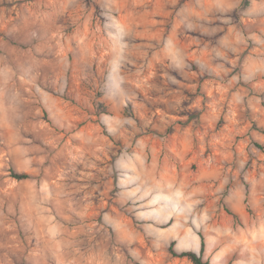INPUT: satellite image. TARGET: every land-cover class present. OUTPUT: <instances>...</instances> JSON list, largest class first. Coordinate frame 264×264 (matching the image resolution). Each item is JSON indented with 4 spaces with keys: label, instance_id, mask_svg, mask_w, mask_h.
Wrapping results in <instances>:
<instances>
[{
    "label": "rangeland",
    "instance_id": "1",
    "mask_svg": "<svg viewBox=\"0 0 264 264\" xmlns=\"http://www.w3.org/2000/svg\"><path fill=\"white\" fill-rule=\"evenodd\" d=\"M203 239L264 264V0H0V264Z\"/></svg>",
    "mask_w": 264,
    "mask_h": 264
},
{
    "label": "trees",
    "instance_id": "2",
    "mask_svg": "<svg viewBox=\"0 0 264 264\" xmlns=\"http://www.w3.org/2000/svg\"><path fill=\"white\" fill-rule=\"evenodd\" d=\"M12 176H14L17 179H27L30 177V174L27 172H12ZM175 241L171 243L170 250L175 256L179 257H186L189 260L192 261L193 264H211V262L208 259H204L203 252L206 246L205 240H202V247L201 252H197L195 250H185L182 252H177L174 248Z\"/></svg>",
    "mask_w": 264,
    "mask_h": 264
}]
</instances>
